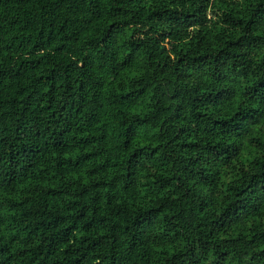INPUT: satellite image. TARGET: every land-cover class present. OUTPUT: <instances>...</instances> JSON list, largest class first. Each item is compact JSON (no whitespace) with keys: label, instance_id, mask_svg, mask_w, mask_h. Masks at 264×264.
Wrapping results in <instances>:
<instances>
[{"label":"trees","instance_id":"16d2710c","mask_svg":"<svg viewBox=\"0 0 264 264\" xmlns=\"http://www.w3.org/2000/svg\"><path fill=\"white\" fill-rule=\"evenodd\" d=\"M0 264H264V0H0Z\"/></svg>","mask_w":264,"mask_h":264}]
</instances>
